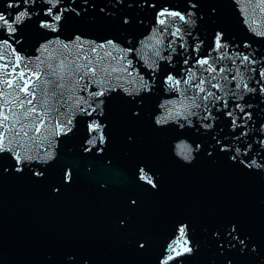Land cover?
I'll use <instances>...</instances> for the list:
<instances>
[{
  "label": "water",
  "instance_id": "95a60500",
  "mask_svg": "<svg viewBox=\"0 0 264 264\" xmlns=\"http://www.w3.org/2000/svg\"><path fill=\"white\" fill-rule=\"evenodd\" d=\"M49 6L33 0L14 34L0 28V133L13 149L0 153V264H163L180 227L192 251L168 264H264V4L59 0L55 30L41 26L52 22ZM165 9L185 21L160 24ZM23 10L21 0H0L10 23ZM216 33L223 60L213 49ZM108 52L116 61L98 65ZM203 58L217 69L212 83L222 87H205L219 99L197 100L192 115H177L186 86L172 88L167 76L207 78V66L196 63ZM128 62L131 75L99 70ZM102 88L103 96L91 95ZM67 120L71 131L57 134ZM92 123L103 128V144ZM22 125L23 147L9 144ZM93 137L95 146L87 143ZM16 151L33 159L17 165Z\"/></svg>",
  "mask_w": 264,
  "mask_h": 264
},
{
  "label": "snow or ice",
  "instance_id": "6c2138e0",
  "mask_svg": "<svg viewBox=\"0 0 264 264\" xmlns=\"http://www.w3.org/2000/svg\"><path fill=\"white\" fill-rule=\"evenodd\" d=\"M33 0H21V4L23 6H25V10L20 11L18 14L14 15L11 18V23L9 22V18L4 14V13H0V28H3L4 31H6L9 34H14L16 32V27L15 25H18L22 22V20L25 17L29 16V10L27 8V5H29L30 3H32ZM49 3L51 4V6L46 7V12L45 15L47 17L51 18L52 22H48L47 20L42 21L41 26L42 27H46V28H50L52 30L56 29L57 23L61 21L62 19V12L61 9L59 7H57V5L59 4V0H49ZM260 4H264V0H260ZM21 5L19 4H13V3H9L7 5V7H20ZM192 7H195V5H192ZM55 9V12H54ZM261 11H264V8H261ZM159 17H162L161 19H159V23L160 24H165V19L167 17H176L181 21H185V16L182 15L180 12H175V11H168L167 9H165L164 11L159 13ZM262 35H264V33H261ZM172 35L174 36H179L180 35V29L177 28L175 33H172ZM223 40V35L221 33H216L214 36V40H213V49L217 52H220L221 49H224L226 47V45L224 43H222ZM5 43H7V41H5ZM156 43L159 44L160 41L156 40ZM109 44H111V42H109ZM65 47H67V45H65ZM100 48H103L104 45H100ZM91 53H96L97 49L96 47H92L90 49ZM154 55L159 56V52L155 51ZM107 57H111V59L113 61H116V57H112V54L110 52L105 53L103 56H98L97 57V64H103L105 58ZM221 60L225 59V54L223 52H220V57ZM66 59V57H65ZM249 58L247 56H244L241 60V63H244L245 61H248ZM60 65L62 66L64 64V61L61 60ZM92 61L91 59L88 60V64H91ZM117 63H119V61H117ZM130 63L128 62V66L125 67H110L109 65H105L104 67H101L99 70L104 73L106 75V77L111 78L112 77V73H124L127 72L129 75H131V73L129 72V67H130ZM185 64L188 63L187 60L184 61ZM196 63L200 66H207V68H204L203 71L209 73L207 78H197L195 76V73H188L186 72V79L180 80V79H176L174 76L172 75H168L167 76V81L170 82V86L174 89L179 90L180 89V85L181 83H183L186 87H185V91L183 92H179V96L182 97V99L180 100V107L183 109V111H178L177 115H185V113H187L188 115H192L193 113L191 112V108L195 107V108H199L200 104H198L196 101L197 100H201L203 102H208L210 99L216 100L219 99L218 96L215 95V93H213L212 91H209L208 88L205 87V85H209L211 88H215V89H220L222 87V85L217 82V83H212L213 80L217 79L216 75H212V73H217V69L213 66V62H211L208 58H203V59H197ZM88 64H85L83 66L76 64V70L80 71L81 67L86 68L87 72H91L93 73V75L97 72V68L96 67H88ZM49 67L51 68L52 66L49 65ZM61 71H63V68H61ZM225 72V68L221 67L219 69V73H223ZM53 75H56V71L55 69H53ZM21 77L23 78V73H21ZM61 79H63V77H60ZM117 80L121 79L120 76H116L115 77ZM81 79H83V77H81ZM224 79H227L226 77H224ZM237 76L233 75L232 76V80H236ZM100 83H103V81H100ZM59 88H63L64 85L63 84H59L57 85ZM237 87H240L239 84L236 85ZM243 87L245 89H247V84H244ZM188 90H192L193 91V95L189 96L188 95ZM21 91L24 92H28V86H27V82H25V86L21 89ZM203 94V95H201ZM32 95H34V93H32ZM91 95L93 96H103L104 95V89L102 88L101 90L92 93ZM28 104H32V100H28L27 101ZM102 103V101H101ZM80 101H76V105L79 106ZM21 107H23V103L21 104ZM81 111H84L87 115L91 116L92 111H95V109H92L91 111H88V109H80ZM36 109L35 107H32L31 109H29L27 112L24 113L25 117L31 115L33 112H35ZM241 112H243V109L241 108ZM229 116L232 115L231 112L227 113ZM209 116L211 115L210 113L208 114ZM245 115H248L247 113H245ZM185 118H187V116H185ZM5 120L8 119L7 116L4 117ZM163 122L162 120H158L157 123H161ZM0 123H3V121H0ZM41 123H43V121H41ZM72 121L71 120H67L66 123H58L57 124V134H66L67 132L71 131V127L69 125H71ZM13 127H15V125H13ZM26 127V125H22L21 129L19 132H17L15 134V137H13L12 139L9 140V144H13V142L19 144L20 147H23V144L20 143V140L18 138L21 137V133H23V137H27L28 133L27 131H24V128ZM89 130L91 132H97L98 133V138L101 144L104 143V135H103V128L101 127V125L99 123H92L91 125H89ZM36 133L40 132V127L37 126L35 129ZM96 139L97 137H93L92 139L88 140L87 143L89 145L95 146L96 144ZM181 148V152L185 153L186 151H188L186 149L185 146H180ZM91 148H86L85 151H90ZM100 151H102L101 149H98ZM13 149L11 147H7L4 143V135L3 133H0V153H9L12 152ZM50 155V154H49ZM14 159L16 161L17 165H20L22 163H24V161L28 160H32L33 157L29 156L27 154H25L24 156H21L19 151H16L13 153ZM17 171H21L22 169L20 167L16 168ZM4 171H7V168L4 169ZM141 176L140 178L143 180H146V182L148 184H150L153 188L156 186L155 183H153L152 179L149 178L147 175L144 174L143 169L140 170ZM37 176H42L43 172L39 171V172H35L34 173ZM132 203L134 204L135 201H132ZM235 229H233L234 231ZM179 234H180V239L175 241L172 244L168 245V254L166 256V259L163 261V264H168V261H172L174 260L176 257H179L185 253H190L192 251V248L188 246V240L185 238L186 236V229L185 227H180L179 228ZM231 235V233H229ZM241 243H243V241H241ZM141 247H143V245H140Z\"/></svg>",
  "mask_w": 264,
  "mask_h": 264
}]
</instances>
